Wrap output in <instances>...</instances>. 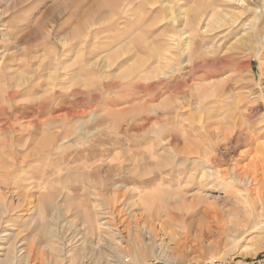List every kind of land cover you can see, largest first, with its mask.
<instances>
[{"label":"rangeland","instance_id":"374dc122","mask_svg":"<svg viewBox=\"0 0 264 264\" xmlns=\"http://www.w3.org/2000/svg\"><path fill=\"white\" fill-rule=\"evenodd\" d=\"M245 1L239 8L229 0H0V202L7 214L0 216V246L19 234L35 247L45 240L60 258L66 233L56 241L47 236L55 220L66 217L87 233L100 215L89 220L92 207L99 211L119 198L133 202V214L124 213L131 225L138 217L140 225L166 233L167 244L188 243L183 254H168L177 256L174 262L150 252L145 264H264L262 220L238 253L226 246L229 228L242 218L229 210L242 213V205H235L228 184L207 179V156L197 155L198 146L215 154L212 165L223 173L232 163L249 165L264 144V0ZM203 26L211 33L203 34ZM234 118L243 135L255 139L232 159L225 154L222 164L218 145ZM174 141L179 146L169 149ZM187 158L196 163L182 164ZM28 191L33 198L26 201ZM198 211H208V221L225 229H216L201 251L199 221L190 223ZM67 238L69 250L81 249ZM132 242L121 241L128 259ZM106 253L97 264L125 263L124 251ZM45 258L42 264H52Z\"/></svg>","mask_w":264,"mask_h":264},{"label":"bare ground","instance_id":"6f19581e","mask_svg":"<svg viewBox=\"0 0 264 264\" xmlns=\"http://www.w3.org/2000/svg\"><path fill=\"white\" fill-rule=\"evenodd\" d=\"M133 1V0H132ZM135 1V0H134ZM175 2V1H174ZM229 2L233 5L238 6L239 8H244L246 7V1L245 0H229ZM180 4V3H179ZM112 5V4H111ZM175 5V4H174ZM122 6V4H121ZM120 6V7H121ZM125 6V5H124ZM131 5H129L130 7ZM102 7V6H101ZM127 7V6H126ZM125 7V8H126ZM117 10V9H116ZM216 10V9H215ZM118 11H120L118 9ZM117 11V12H118ZM246 11V10H245ZM256 11V10H254ZM258 11V10H257ZM100 11H98L99 13ZM110 12V10H109ZM122 12V11H121ZM204 12V11H203ZM222 12V11H221ZM119 13V12H118ZM125 13V12H124ZM202 13V12H201ZM243 13V12H242ZM261 13V12H260ZM121 14V13H120ZM180 14V13H179ZM178 14V15H179ZM206 14V13H205ZM204 14V15H205ZM217 14V13H216ZM241 14V13H240ZM258 14V13H257ZM262 14V13H261ZM117 15V14H116ZM203 15V16H204ZM218 15V14H217ZM226 15V14H225ZM234 15V14H231ZM260 16V15H259ZM262 16V15H261ZM171 17V16H170ZM202 17V16H201ZM200 17V18H201ZM225 17V16H224ZM179 18V17H178ZM238 18V17H237ZM263 18V17H262ZM174 19V18H172ZM202 19V18H201ZM217 19V18H216ZM233 19V18H232ZM185 20V19H184ZM209 20V19H208ZM229 21V20H227ZM259 21V19H258ZM170 22V21H169ZM234 23V21H232ZM171 23V22H170ZM173 23H175V21H173ZM178 23V22H177ZM187 23V21L185 22V24ZM225 23V22H223ZM172 24V23H171ZM220 24L222 23H217L218 26H220ZM248 24V23H247ZM255 24V23H254ZM182 25V24H181ZM214 25V24H213ZM216 25V26H217ZM224 25V24H222ZM178 26V25H177ZM198 26V25H197ZM196 26V27H197ZM205 26V25H204ZM201 27L200 31L203 34H208L211 33V28L208 27ZM209 26V25H208ZM178 28V27H177ZM91 30V29H90ZM180 31V30H179ZM216 32V31H214ZM210 35V34H209ZM172 36V35H171ZM114 38V37H112ZM181 39H183L182 41H184V47L186 49H188L190 47L189 42L187 41V39H189V35L186 34L184 32V34L181 35ZM213 39V38H212ZM177 40V39H176ZM194 42V41H193ZM198 42V41H197ZM175 43V42H174ZM179 43V42H178ZM196 43V42H195ZM168 45V44H167ZM195 45V44H194ZM166 45H164L165 47ZM170 46V45H169ZM193 46V45H192ZM201 46V45H200ZM183 47V48H184ZM194 47V46H193ZM196 47V46H195ZM198 47V46H197ZM154 48V47H153ZM167 48V47H166ZM143 49V48H142ZM168 49V48H167ZM175 49V48H174ZM194 49V48H193ZM156 50V48H155ZM157 54V51H155ZM165 50V49H164ZM195 50V49H194ZM200 50V48H199ZM205 50V49H204ZM153 51V50H152ZM169 51V50H168ZM185 51V50H184ZM183 51V52H184ZM153 52V54H155ZM163 55L164 51H162ZM189 52V51H188ZM194 51H192L193 54ZM207 52V51H206ZM186 53V52H185ZM184 53V54H185ZM152 54V53H151ZM161 54V53H160ZM175 54V53H174ZM179 54V53H178ZM191 54V55H192ZM169 55V54H168ZM182 55V54H181ZM188 55V54H187ZM186 55V56H187ZM198 55V54H197ZM156 56V55H155ZM166 56V54H165ZM174 56V55H173ZM179 56V55H178ZM154 57V56H152ZM162 57V55H161ZM180 57V56H179ZM163 58V57H162ZM175 58V57H174ZM177 58V57H176ZM159 59V58H158ZM164 59V58H163ZM167 59V58H166ZM172 59V58H171ZM166 61V60H165ZM185 61V60H184ZM158 63V61H156ZM171 61H169L168 63H170ZM176 62V60H175ZM167 63V62H166ZM163 64V63H162ZM194 64V63H193ZM155 65V64H154ZM180 65V64H179ZM157 66V65H156ZM173 66V65H172ZM165 68V67H163ZM161 67V69H163ZM169 68V67H167ZM165 68V69H167ZM179 69V68H178ZM172 70V69H171ZM146 71V70H145ZM145 71H143V73H145ZM164 70H162L163 72ZM167 71V70H166ZM178 72V71H176ZM175 72V73H176ZM182 72V71H181ZM187 72V71H185ZM4 73V72H3ZM6 73V72H5ZM142 73V74H143ZM164 73V72H163ZM179 73V72H178ZM181 74V73H180ZM184 74V73H183ZM187 74V73H186ZM191 74V73H190ZM167 75L164 73V76ZM181 76V75H179ZM184 76V75H182ZM188 76V75H187ZM186 76V77H187ZM191 76V75H190ZM9 78V77H8ZM11 78V77H10ZM9 78V79H10ZM51 78V76H50ZM167 78V77H166ZM182 78V77H180ZM52 79V78H51ZM172 80V79H171ZM184 80V79H183ZM11 82V80H10ZM23 83H27V79L24 78ZM159 82V81H158ZM184 82V81H183ZM182 82V83H183ZM190 82V81H189ZM192 82V81H191ZM9 83V81H8ZM160 83V82H159ZM193 83V82H192ZM14 84V83H12ZM186 84V83H185ZM189 84V83H188ZM139 85V84H138ZM188 86V85H187ZM192 86V85H191ZM161 87V86H160ZM5 88V87H4ZM162 88V87H161ZM163 89V88H162ZM193 89V87H192ZM160 90V89H159ZM182 93L181 91H179V94ZM187 93H190L187 91ZM192 94V93H191ZM14 93L12 98L14 97ZM190 97V95H188ZM212 96V94H211ZM214 96V95H213ZM179 97V96H178ZM196 97V96H195ZM201 97V96H199ZM210 97V96H209ZM2 98V97H1ZM192 98V97H191ZM5 99V98H4ZM2 100V99H1ZM0 100V101H1ZM192 100V99H191ZM264 101V100H263ZM4 102H3V106H4ZM237 103V102H236ZM2 106V103H0ZM263 104V103H262ZM6 105V104H5ZM241 105V104H240ZM41 106V105H40ZM263 106V105H262ZM264 107V106H263ZM1 108V107H0ZM219 112V111H218ZM252 113V111H251ZM227 114V113H225ZM235 114V113H234ZM37 115V114H36ZM236 115V114H235ZM240 115V114H239ZM46 116V115H45ZM231 116V115H230ZM41 117V116H40ZM43 117V116H42ZM239 117V116H238ZM232 118V117H231ZM41 120V119H40ZM230 121V120H229ZM240 120H235V118L228 124V128H226V132L223 133L222 137V141L223 143L219 146H222L223 152H224V157L220 158V162L222 164H225L226 162V155L228 154V157L230 159H232L231 155L233 153L239 152L240 150L237 149H241L243 148V145L246 143H250V138L248 133L246 135H243V131L241 128H239L241 126H239V122ZM244 121V120H243ZM242 123V122H241ZM243 125V124H242ZM245 125V124H244ZM41 126V125H40ZM43 126V125H42ZM246 126V125H245ZM245 128V127H244ZM247 130V129H246ZM253 130V129H252ZM215 135V134H214ZM212 136V139L214 138V140L216 139L217 143H219L218 141V136ZM252 135V134H251ZM253 137V135H252ZM253 138H251L252 140ZM255 139V137H254ZM253 139V140H254ZM50 140V139H49ZM260 140L258 139L257 142H259ZM48 142V141H47ZM51 142V140H50ZM49 142V143H50ZM221 142V141H220ZM253 142V141H252ZM262 144H258L256 146L255 152H256V156H252V162L247 165V166H243L240 167L234 163H232V165L227 166L223 173H221L220 171L214 169L212 164H216L217 163V156L215 154H211L210 152H208L206 150V148L204 149V147L202 148L201 146L197 147V155L200 157L203 154H205V156H207L205 162H204V167L207 168V174L208 177L207 179H214L217 180L216 182L218 183H222V184H228L226 185L227 187L229 186L231 188L230 193L228 192V189H226L227 194L229 193L230 196L232 197V199L234 200L235 205H242V207L240 206V208H242V213L241 210L239 211L238 208L236 209V206L231 208L229 210V212L236 213L235 215L241 214L242 218H238V221H236L234 223V226L230 227L229 229L232 230V238L228 239V241H226V246H227V242H230L232 244V248L233 251H235L236 253H238V247L240 246V242L247 238L249 234L254 233L256 231V227L258 226V220H262V224L263 220H264V144L263 141H261ZM36 144V143H35ZM45 144V143H44ZM42 144V145H44ZM51 144V143H50ZM257 144V143H256ZM37 145V144H36ZM35 145V147H36ZM216 145V143H215ZM38 146V145H37ZM49 146V145H48ZM179 144L177 141H174L171 145V147L169 149H173L175 147H178ZM38 149V148H37ZM43 149V148H42ZM49 150V147L47 148ZM36 151V150H34ZM42 151V150H41ZM45 151V150H44ZM43 151V152H44ZM39 152V151H38ZM46 152V151H45ZM53 152V151H52ZM246 152V151H243ZM243 152H240L239 155H241ZM35 153V152H33ZM47 154H49L48 152H46ZM203 153V154H202ZM3 154V152L1 153ZM42 154V153H41ZM6 155V154H4ZM3 155V157H4ZM254 155V154H253ZM15 156V155H14ZM10 156H8L9 158ZM25 157L27 158V156L25 155ZM40 157V156H39ZM42 157V156H41ZM153 157V156H152ZM5 158V157H4ZM6 158L8 162L11 161V158ZM30 158V157H28ZM27 158V160H28ZM34 159V156H33ZM36 159V157H35ZM225 159V160H223ZM32 160V159H31ZM31 160L30 161V165H31ZM37 160V159H36ZM187 161V162H186ZM190 161L189 158L187 159H183L182 160V164H186ZM13 162V161H11ZM10 162V163H11ZM16 162V161H15ZM26 162V160L24 161ZM23 162V164H24ZM9 163V164H10ZM192 165H194L196 163V160H192L191 162ZM26 164V163H25ZM24 164V165H25ZM29 164V163H28ZM22 165V164H21ZM190 165V164H189ZM227 165V164H226ZM19 166V165H17ZM16 166V167H17ZM26 166V165H25ZM28 166V165H27ZM26 166V167H27ZM225 166V165H224ZM163 167V166H162ZM9 168V167H8ZM31 168V167H30ZM56 168V167H55ZM166 168V167H165ZM27 169V168H26ZM148 169V168H147ZM10 170V168H9ZM29 170V169H28ZM6 171V169H5ZM8 171V170H7ZM1 172V170H0ZM31 172V171H30ZM2 174V173H1ZM6 174V173H5ZM112 174V173H111ZM26 175V174H25ZM14 176V175H13ZM17 176H21V175H17ZM17 176L15 175L14 177L17 178ZM94 176V175H93ZM10 177V176H9ZM13 177V178H14ZM23 177V176H22ZM96 177V176H95ZM139 177V176H138ZM2 178V176H1ZM4 178V176H3ZM10 177V179H13ZM7 179V178H6ZM28 179V178H27ZM90 179L93 180L92 182L96 181V178H91ZM212 179V180H213ZM14 180V179H13ZM12 181V180H11ZM15 181V180H14ZM19 181V179H18ZM6 182V181H5ZM11 183V182H9ZM28 183V182H27ZM37 183V182H36ZM31 184V183H30ZM29 185V184H27ZM30 186V185H29ZM28 186V187H29ZM38 186V185H37ZM44 187V186H43ZM86 187V186H85ZM24 188V187H23ZM29 189V188H28ZM38 189V188H37ZM82 189V188H81ZM21 190V189H20ZM34 191V190H33ZM40 191V190H39ZM31 192V191H30ZM39 193V192H38ZM33 194V193H31ZM31 194L29 195V191L27 194H25L23 197L25 198V200H29L28 198H33V196H31ZM31 196V197H30ZM35 196V194H34ZM98 199V198H97ZM21 200V199H20ZM24 200V201H25ZM47 200V198H46ZM96 200V198H95ZM94 200V202H95ZM49 202V199L48 201ZM112 202V203H111ZM111 206H108L107 208H105L106 206L102 207V205H99L98 207H101L99 209V211H96V209L94 208V206L92 207L93 210L89 211L87 215L88 219H95V214H97L98 212H100V215L98 214V217L96 218L97 221H93L94 224L92 223V225H90V227L88 228L89 232H84L85 230L82 229H78L76 227V224L72 223L70 220H67V218H63L62 222L58 219L55 220V226L56 228L52 229L51 232L47 233V236H49V238L53 241H56L57 238H59L60 240H62V235L60 233L65 232L66 235L63 238V241H60L61 244L65 245V247H63L61 253H60V258L57 257H53L52 256V249L50 247V245L48 243H45L46 241L44 240L43 242H39L40 244H38V247H35L32 244H29L23 239V235H18L15 237L13 243L10 246H0V264H23V261L27 264H42L41 262V258L44 261L45 255H48V259L49 261H51L52 264H97L96 260L98 258V256L102 255V253L105 254V252L110 253L111 255H120L122 251L125 252V255L122 257L123 258V262H125L124 264H126L127 262L131 261L132 264H141V263H147V259L146 256L149 255L148 253H154V255L162 260L168 261V262H174L176 261V257H173L175 259H172L170 256H168V254H183L185 252V250L188 248V243L186 241L182 242L181 244H177L175 243L173 246H171L169 243L167 244L165 241V235L167 236V234H163L160 233V230L155 227L150 228L148 226H145L143 224H139L140 220L138 217H134V224L131 225L129 220L125 219L126 214H130L132 212V207H133V202H122L119 200V198H112L111 200ZM4 203V202H3ZM2 202H0V216H4L7 215L6 211L3 209V204ZM30 202H28V204H30ZM45 203V201H44ZM52 203V202H50ZM88 203V202H87ZM85 202V204H81L82 206L87 204ZM105 202H103L104 204ZM7 204V203H6ZM5 204V205H6ZM27 204V205H28ZM42 204V203H41ZM98 204V203H97ZM106 204V203H105ZM139 204V203H138ZM215 204V203H214ZM44 206V204H42ZM49 205V204H48ZM53 205V203L51 204ZM93 205V204H92ZM11 206V204H10ZM46 206V205H45ZM80 206V205H79ZM91 206V205H89ZM88 206V207H89ZM5 207V206H4ZM8 207V206H7ZM20 207V206H19ZM22 207V205H21ZM33 207V206H32ZM55 207V206H53ZM77 207V206H76ZM215 207V206H214ZM26 208V207H25ZM40 208V207H39ZM41 208H43L41 206ZM46 208V207H45ZM136 208V207H135ZM133 208V209H135ZM213 208V207H212ZM18 209V208H17ZM21 209V208H20ZM58 211L56 212V215H61V211L60 209L56 208ZM77 209V208H75ZM16 210V209H14ZM28 210V209H27ZM34 210V209H33ZM41 210V209H40ZM46 210V209H45ZM52 210V208H51ZM43 211V210H42ZM49 211V210H48ZM28 212V211H27ZM59 212V213H58ZM34 213V212H33ZM48 213V212H47ZM126 213V214H124ZM192 213V212H191ZM44 214V213H43ZM133 214V212H132ZM50 215V214H49ZM124 215V219L123 218ZM204 215V216H203ZM106 216H109L110 219H107ZM120 216H122V218L120 219ZM131 216V215H130ZM136 216V215H135ZM203 216V217H202ZM209 215L208 211H202V212H196L192 218L190 219V223L195 224V222L199 221L197 227V232L198 235L200 236V238L198 239V249L199 251L202 250L203 244L204 242H207L209 244L212 243V238L214 237V235L216 234V229L220 228V231H225L224 226L220 223H217L214 225V222H210L208 221L209 219ZM7 217V216H6ZM202 217V219L200 218ZM44 218V217H41ZM207 219L208 222L205 223L204 219ZM36 219V218H35ZM46 219V218H45ZM130 219V218H129ZM37 220V219H36ZM35 220V221H36ZM48 220V219H46ZM45 220V221H46ZM88 220V221H89ZM85 221V220H84ZM92 221V220H91ZM155 221V220H154ZM17 222V221H16ZM22 222V221H21ZM87 222V221H86ZM40 223V222H39ZM46 223V222H45ZM84 223V222H83ZM145 223V221H144ZM149 223V222H148ZM156 223V222H155ZM209 223V226H208ZM87 224V223H85ZM158 224V223H157ZM36 225V223H35ZM45 226V225H44ZM47 226V225H46ZM160 226V225H159ZM79 227V226H78ZM7 228V227H6ZM13 228V227H12ZM50 228V227H49ZM15 229V228H14ZM17 230V229H16ZM41 230V229H40ZM39 230V231H40ZM2 231V230H1ZM9 231V230H8ZM36 231V229H35ZM38 231V233H39ZM14 232V231H13ZM109 232H115L116 234H112V236L110 235V237H105L103 234L105 233H109ZM16 233V232H15ZM22 233V232H21ZM90 233V234H89ZM41 235V234H40ZM72 236V240L73 238L76 239V243H78L81 247H79L80 250H75V249H68V247L70 246V240H68L67 237ZM109 235V234H108ZM9 237V236H7ZM11 238V237H9ZM34 239V238H33ZM7 240V239H5ZM4 240V241H5ZM29 240V239H28ZM48 240V239H47ZM134 242L133 249H134V257L133 258H127L126 256H129V254L127 253V250L125 245L121 243V241L124 242ZM9 241V240H8ZM30 241V240H29ZM37 241H39L37 239ZM50 241V240H49ZM132 242V243H133ZM137 242H141L142 246H138L136 245ZM52 243V242H51ZM55 243V242H53ZM74 243V242H73ZM129 244V243H128ZM205 245V244H204ZM190 247V245H189ZM72 248V247H71ZM228 248V247H227ZM242 248V247H241ZM211 249L210 247L207 249V251ZM105 251V252H104ZM226 251V250H225ZM240 252V251H239ZM106 255H109L107 254ZM103 254V255H104ZM128 254V255H127ZM105 256V255H104ZM111 258V257H110ZM109 259V258H108ZM61 260V262H60ZM99 260V259H98ZM152 260V259H151ZM154 260V259H153ZM100 261V260H99ZM113 261V260H112ZM115 261V260H114ZM107 262V261H106Z\"/></svg>","mask_w":264,"mask_h":264}]
</instances>
